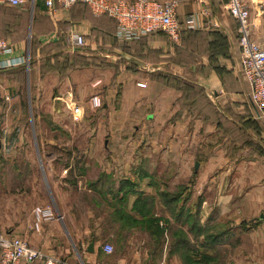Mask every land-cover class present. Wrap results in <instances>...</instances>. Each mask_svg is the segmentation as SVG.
<instances>
[{
	"label": "crops",
	"instance_id": "0c3cea01",
	"mask_svg": "<svg viewBox=\"0 0 264 264\" xmlns=\"http://www.w3.org/2000/svg\"><path fill=\"white\" fill-rule=\"evenodd\" d=\"M226 2L182 5L178 22L195 13L199 27L178 41L157 32L130 43L118 40L114 20L82 4L48 15L36 1L17 20L4 19L11 8L0 6V38L20 39L14 29L32 19L31 46L13 44L27 64L0 71V236L67 264H181L162 225L163 242L149 255L146 229L126 227L128 236L116 237L138 196L155 200L169 173L170 236L186 233V249L199 250L210 236L216 248H234V236L260 235L250 248L254 264L264 261V127L239 73L237 23ZM247 3L252 38L264 46V0ZM42 12L47 28L33 20ZM71 33L85 47H72ZM197 34L202 49L190 43ZM72 104L82 107L79 123L68 116ZM26 120L38 129L24 130ZM83 194L104 201V211L76 209ZM37 208L52 219L37 222ZM115 237L118 251L105 254Z\"/></svg>",
	"mask_w": 264,
	"mask_h": 264
},
{
	"label": "built area",
	"instance_id": "2783aa9c",
	"mask_svg": "<svg viewBox=\"0 0 264 264\" xmlns=\"http://www.w3.org/2000/svg\"><path fill=\"white\" fill-rule=\"evenodd\" d=\"M27 0H0V6L21 8ZM42 3L46 13L51 15L56 6L67 9L76 4L87 6L94 15H105L116 23V37L119 41L130 43L141 37L165 33L172 41H178L182 31H194L199 27L197 14H190L180 24L177 20L178 9L188 2L202 3L204 0H32ZM248 0H227L226 11L237 23V44L239 46V73L248 87V99L253 106L257 120L264 127V46L255 41L250 29V10ZM68 43L75 48L85 47L82 35L71 33ZM25 56L16 55L15 48L6 40L0 39V71L26 65ZM145 87L144 84H138ZM98 107L96 98H91ZM70 119L79 123L83 119L82 107L72 104L68 108ZM37 222L51 220L50 209L37 208L34 211ZM105 254L113 249L106 244L102 247ZM67 264L60 260L43 257L29 247L26 241L16 237L0 236V264Z\"/></svg>",
	"mask_w": 264,
	"mask_h": 264
},
{
	"label": "rangeland",
	"instance_id": "374dc122",
	"mask_svg": "<svg viewBox=\"0 0 264 264\" xmlns=\"http://www.w3.org/2000/svg\"><path fill=\"white\" fill-rule=\"evenodd\" d=\"M31 5H32V0H27L26 3L24 4V6L20 9H15V8H11V9H8L6 10V13L4 14V19H7V20H17V18L15 17V15L18 13V12H32V8H31ZM26 17V16H25ZM33 17V16H32ZM42 17V18H41ZM41 17H38V16H35L33 17V20H39L41 22V20L43 22L46 23V26L45 28L47 27L48 23H49V20H48V17L46 16V13H41ZM31 17H27V18H24V19H21L20 22L21 24L19 26L16 27V30L18 33L15 35L16 37L20 38V39H16L14 38V40L12 39H4L6 41H8L12 46L13 48L14 45L13 44H16V43H19L21 44V47L19 46L18 49H21L22 51H26V48L28 49L29 46H31L32 44V41L31 39H28L26 37V34L28 33V23L30 20ZM4 31V30H3ZM200 31V30H199ZM196 32V31H194ZM0 39H3V38H0ZM237 39V37H236ZM192 43H195L196 47L199 46L200 49L203 48V41L201 39H194L192 41ZM202 51L200 50V53ZM185 57L183 56V59ZM36 108H34L33 110V115H37V109L35 110ZM39 111V109H38ZM39 113V112H38ZM69 112H68V116H69ZM39 123H32L31 121H25L23 122V125L24 127H22L24 130H30L33 126V128L35 127V129L38 127H36V125H38ZM35 125V126H34ZM42 127H43V124H40ZM45 141V139H42V138H38L36 143L35 144H38V145H41L43 142ZM71 145H75L77 144L76 141L70 143ZM162 178H166L168 179L167 180V185H164L163 187H157V197L156 199L154 200L153 198L149 199L145 204H142V209L144 211L140 212V213H136V209H134L133 211V207L131 209V214L133 215L132 216V222H125V223H122V227L123 229L121 228V231H119V235H117L116 237H126L128 236L127 235V232L124 233V230H127L126 227H138L140 229H146L147 225L146 223L143 224L141 223L142 221H145V222H148L149 220L152 221V225L156 224L158 226H164L166 229H167V233H166V239L168 240V242L170 243V241L173 240V237H172V240H171V230L170 228L171 227H174L171 225V222H170V218L173 216L169 209V207L165 206L164 203H163V198H166L163 196H160V192L161 190L160 189H163V192L165 194H168L169 193V173H167L165 176L164 174L161 175ZM89 181V180H88ZM95 205L98 210H103L104 211V206H105V202L104 201H99V202H90L89 200V196L86 195V194H83L80 198V201L76 202L75 203V208L76 209H81L82 207H85V205ZM139 206V207H141ZM145 206V207H144ZM139 209V208H138ZM174 217V216H173ZM173 219V218H172ZM257 218H255L256 220ZM252 220V219H251ZM250 220V221H251ZM174 221V220H173ZM155 222V223H154ZM257 223V221H255ZM106 224V222H104ZM183 223L184 221L182 222L181 219H179V223H178V226H183ZM255 223V224H256ZM252 224V223H251ZM253 224L252 225V228L257 230L259 229V223L257 225ZM151 225V226H152ZM185 228V227H184ZM141 231V230H140ZM147 231V230H145ZM259 230H258V234H259ZM142 236V235H141ZM185 236L186 238H188V235H186L185 233ZM116 237H115V243H111V241H109V245L112 247L113 251H118V247H117V244H119L116 240ZM139 235L136 236V238H138ZM145 237L149 238V244L147 245V249H145L144 251L146 253L151 254L153 253L154 251L155 252H158V239L155 238L154 236L150 235L148 232H146L145 234ZM189 237H193V235L189 234ZM259 236H257V238L255 237V235H250L249 233L246 235V236H243L242 235H239V236H234L231 240H230V244H237L234 246V248H232L231 246L227 247L226 246H220L219 248H216L215 246V241L213 240L212 236L210 237L209 240H203L204 243V249H199V250H189V249H186L187 247H185V249H182V250H177V251H173L172 254L173 257H181V264H249L252 262L253 263V258H255V255H254V250H252L250 248V245L252 244H255L256 241L259 240ZM206 239V238H205ZM200 240H198L199 242ZM252 243V244H251ZM116 244V245H115ZM168 253V251H167ZM256 264H264V261L262 259H258L256 260L255 262Z\"/></svg>",
	"mask_w": 264,
	"mask_h": 264
},
{
	"label": "trees",
	"instance_id": "16d2710c",
	"mask_svg": "<svg viewBox=\"0 0 264 264\" xmlns=\"http://www.w3.org/2000/svg\"><path fill=\"white\" fill-rule=\"evenodd\" d=\"M77 5V4H76ZM24 6V5H23ZM11 8V7H10ZM22 8V7H21ZM15 9H17V8H15ZM18 9H20V8H18ZM102 16H105V15H102ZM47 27H48V25H47ZM46 27V28H47ZM190 34L191 33V31H182L181 33H180V35H183V34ZM194 33H196V32H194ZM193 38H195V39H201V36H200V34H197L196 36H194ZM190 40V43L194 40V39H189ZM202 41H203V47H204V44H205V41L203 40V39H201ZM181 193V191H179L178 192V195ZM160 196H163L164 195V197H166V195H167V197L166 198H163L164 200H163V203H164V205L165 206H167V207H169V202H168V200L171 198V196H174L175 194H171V193H168V194H165L163 191H161L160 192ZM163 194V195H162ZM139 197V199L133 204V211H134V209H136V213H140V212H142V211H144L143 209H142V204H145L149 199L147 198V197H145L144 198V196L143 195H139L138 196ZM167 200V201H166ZM142 205V206H141ZM139 206H141V207H139ZM145 207V206H144ZM139 208V209H138ZM121 218V217H120ZM120 220V219H119ZM121 220L123 221V223H125V222H132V216H125V217H122L121 218ZM141 223H143V224H147V225H149V226H147L146 227V230H147V232L150 234V235H152V236H154L155 238H157L158 239V243H157V245H158V247H159V245H161V243L163 242V232H162V230L161 229H159L158 228V225H156V224H154V225H152V221H148V222H145V221H142ZM155 223V222H154ZM152 225V226H151ZM172 237H174V239H177V245H178V249L177 250H182V249H185V247H186V236H185V233H182V232H178V233H173L172 235H171ZM211 237V236H210ZM210 237L208 238V240L210 239ZM213 238V237H212ZM213 240H215L214 238H213ZM169 252H170V250H171V252H173L174 250L172 249V247H174V245H173V242H171V244L169 243ZM186 250V249H185Z\"/></svg>",
	"mask_w": 264,
	"mask_h": 264
},
{
	"label": "water",
	"instance_id": "95a60500",
	"mask_svg": "<svg viewBox=\"0 0 264 264\" xmlns=\"http://www.w3.org/2000/svg\"><path fill=\"white\" fill-rule=\"evenodd\" d=\"M92 249H93V245H90V247L88 248V251L92 252Z\"/></svg>",
	"mask_w": 264,
	"mask_h": 264
}]
</instances>
